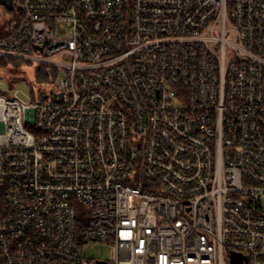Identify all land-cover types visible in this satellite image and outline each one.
<instances>
[{
  "label": "built area",
  "instance_id": "built-area-1",
  "mask_svg": "<svg viewBox=\"0 0 264 264\" xmlns=\"http://www.w3.org/2000/svg\"><path fill=\"white\" fill-rule=\"evenodd\" d=\"M12 5L0 264H264V0Z\"/></svg>",
  "mask_w": 264,
  "mask_h": 264
},
{
  "label": "rangeland",
  "instance_id": "rangeland-1",
  "mask_svg": "<svg viewBox=\"0 0 264 264\" xmlns=\"http://www.w3.org/2000/svg\"><path fill=\"white\" fill-rule=\"evenodd\" d=\"M8 9L0 3V31H4L9 22ZM37 64L35 62H11L6 58H0V93L6 96L16 94L19 98L27 101L31 95V86L34 83ZM8 82L13 83L12 90L8 89ZM49 96V87L40 88ZM56 93V91H53ZM83 254L86 258L107 259L110 254L108 245L101 243H90L84 248Z\"/></svg>",
  "mask_w": 264,
  "mask_h": 264
},
{
  "label": "water",
  "instance_id": "water-1",
  "mask_svg": "<svg viewBox=\"0 0 264 264\" xmlns=\"http://www.w3.org/2000/svg\"><path fill=\"white\" fill-rule=\"evenodd\" d=\"M0 3H2L8 10L13 9L12 0H0ZM59 99L62 101V94H59ZM50 104H53V100L50 101ZM228 264H247L246 256L235 250H230L228 252Z\"/></svg>",
  "mask_w": 264,
  "mask_h": 264
},
{
  "label": "trees",
  "instance_id": "trees-1",
  "mask_svg": "<svg viewBox=\"0 0 264 264\" xmlns=\"http://www.w3.org/2000/svg\"><path fill=\"white\" fill-rule=\"evenodd\" d=\"M8 12H11L16 22L19 21L20 19L19 11H18V14L17 13L15 14L12 10H8ZM5 34H6L5 31H0V37H2ZM55 76H56V73L53 70L47 69L46 67H38L35 72V78H36L35 82L37 83L39 81H47L49 78H53Z\"/></svg>",
  "mask_w": 264,
  "mask_h": 264
}]
</instances>
